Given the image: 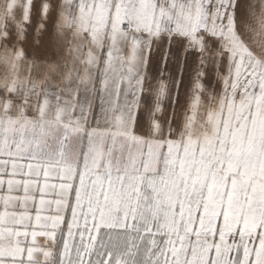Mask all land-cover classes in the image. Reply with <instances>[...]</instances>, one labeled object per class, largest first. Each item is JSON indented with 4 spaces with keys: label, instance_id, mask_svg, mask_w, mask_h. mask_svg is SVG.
Here are the masks:
<instances>
[{
    "label": "snow or ice",
    "instance_id": "1",
    "mask_svg": "<svg viewBox=\"0 0 264 264\" xmlns=\"http://www.w3.org/2000/svg\"><path fill=\"white\" fill-rule=\"evenodd\" d=\"M0 264H264V0H0Z\"/></svg>",
    "mask_w": 264,
    "mask_h": 264
}]
</instances>
